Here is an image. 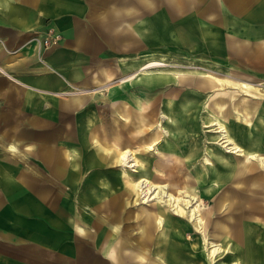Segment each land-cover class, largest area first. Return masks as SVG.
Here are the masks:
<instances>
[{"label": "crops", "instance_id": "1", "mask_svg": "<svg viewBox=\"0 0 264 264\" xmlns=\"http://www.w3.org/2000/svg\"><path fill=\"white\" fill-rule=\"evenodd\" d=\"M185 10L184 19L193 21L194 25L176 23L178 12ZM145 19L148 25L145 24L144 29L142 20ZM47 25L55 27L62 38L57 46L44 51V62L29 42L39 39L33 35L34 30ZM149 33H154V41ZM196 39H200L198 44H194ZM138 41L170 51L181 47L183 41L188 47L194 44L204 51L229 55L247 71H264V0H0V264H120V259H110L100 250L109 231L112 232L114 218L125 215V180L111 156L112 137H123L141 121L144 126L151 124L147 118L162 121L163 112L181 117V113H187L189 105L198 102L206 91L212 94L205 100L207 111L199 116L200 121L211 116L208 113L215 111L218 105L223 112L225 96L229 97V104L235 105L231 107L234 112L243 114L247 125L250 121L246 117L255 111L258 113L257 101L235 99L239 93L235 89L241 87L209 86L191 74L183 79L158 72L153 73L151 79L143 73V66L150 61L167 65L165 55L161 54L160 58L122 65L120 70L127 73L119 76L109 90L111 99L107 109L112 114V127H97L87 117L80 120L81 127L72 142L78 140L87 148L85 153L81 148H71L68 152L64 148L67 143L62 146L60 140L54 143L49 138L52 135H68L66 125L62 132L52 131L54 121L78 118L67 104L76 106L82 100L80 96H73L70 103L65 102L69 97L53 92L64 88L69 82L67 79L80 86L115 79L117 71L107 68L103 57L124 54ZM83 62H89L88 67H82ZM195 66L214 73L221 69L201 62ZM132 68L139 71L128 74ZM149 69L161 71L162 68ZM234 73V81L244 82L248 89L249 85L259 88L249 77L235 70ZM221 74L227 75L223 71ZM169 83L187 85L190 90L176 87L165 90L167 93L154 92L162 87L160 84ZM248 89L240 91L244 96L253 97L261 93L260 90L246 93ZM212 100L217 101L216 105ZM185 103L187 109H181ZM127 106L143 107L147 117L127 125V119H133ZM158 108H161L159 113ZM185 115L189 116L187 121L197 120L190 112ZM220 115L224 118L223 113ZM253 117L257 115L250 116ZM192 129L195 130L190 127V130L179 128L176 131L178 144L170 145L162 134L158 147L166 154L164 163L176 162L171 151L181 161L197 165L205 162V157L214 161L211 151L217 150L233 161L241 159L239 153L227 156L225 152L229 151L221 144V148H209L205 143L210 141L206 139L208 134L202 133L200 127L195 134L199 137L203 134V138L196 140L194 135L183 138L184 133L189 134ZM247 133L243 131L242 139L248 150H257L248 145L249 138L264 145L262 133ZM122 141V146L128 142L125 138ZM201 144L205 145L204 152H198ZM200 158L202 162H198ZM92 166L102 169L99 178H93ZM89 167L90 170L83 173ZM81 185H87L91 191H83ZM85 227H89V231ZM133 261V264L139 263L136 259ZM167 261L169 264L191 263L190 259Z\"/></svg>", "mask_w": 264, "mask_h": 264}, {"label": "bare ground", "instance_id": "2", "mask_svg": "<svg viewBox=\"0 0 264 264\" xmlns=\"http://www.w3.org/2000/svg\"><path fill=\"white\" fill-rule=\"evenodd\" d=\"M163 65L165 63L162 61H150L143 66L145 67L143 73L151 77V79L154 77L153 73L158 72L169 73L168 75H175L183 79L189 78L185 71L149 69ZM197 76L202 83L205 82L209 86L221 84H229L241 88H246L247 86L241 81L228 80V76L226 78L206 72H200ZM215 102L217 101L212 100L213 105H216ZM187 105V103L183 104L182 109H187ZM126 109L127 111L131 110L133 114V119H127V125L136 121L139 123L144 117H147L142 110L143 107L132 109L127 106ZM220 109V105L215 108V111L212 109L208 113L211 116L208 115L201 122L198 120L187 121L189 116L187 115L186 117V112L181 113L183 115L181 117L178 116V118L163 112L161 114V117L165 119V123L162 125L163 132L170 145L173 143L178 144L177 142L180 139L177 136V130L179 128L190 130V127H192L198 131L201 123L205 122L207 126H213V134L206 136V139L219 145L221 144L229 152L241 154V159L233 161L225 157L222 154L223 152L217 150L218 153L211 151L215 158L214 161H210L208 157H205V162L197 165L191 163V161L178 160L180 157L171 151L170 153L181 163L174 161L167 164L163 162V159L166 158L165 152L157 147L159 145L156 137L158 135L157 132L151 138L148 146L145 144L148 151L153 149L154 146L152 147V144L155 146L157 144L155 147L159 155L157 159L161 161L153 165L152 161L149 162L148 160L145 162V158L141 156V153L136 156L129 147L118 149L120 143L117 136L118 140L113 153L114 161L117 164H121L122 176L136 195L135 203H145L147 206L140 204L133 215L134 220L137 222L136 233L138 234L133 233L126 240V237L121 233L119 234L120 236L107 243L108 245L106 244L103 248L110 259H129L130 262L136 259V261H139L138 264H145L147 259H157V264H169L165 259L207 258L213 261L211 259L212 256L217 255L222 249L220 243L218 245L214 240L207 239L208 237H206L204 230L209 220L210 212L213 210L212 212L215 213L216 209L221 206V201L216 200L215 197L208 200L206 196L209 193L207 195L205 193L210 186L214 185L217 189L221 184L224 185L221 187L222 191H224L221 195L222 200L232 199L233 197H235V200H231L226 205V210H228L226 214L228 215L224 217L225 222H215L213 224L215 233L212 236H217L222 240V243L225 241L234 242L231 243L233 251L227 252L228 254L224 256L225 258H231L229 264H264V229L261 227L264 226V145L260 144L257 139L249 138L248 145L254 146L257 150H248L243 143L242 129L236 131L233 127L226 125L224 118L218 113H223ZM140 118L141 120H139ZM150 119L152 118H147V121L150 122ZM149 125L151 124L148 123L144 126V122L141 121V123L135 125V134L133 132L131 135L125 133L128 142H132L135 138L138 139V136L150 127ZM132 130L134 131L133 127H131L130 131ZM195 130L192 129V133L195 134ZM187 136L188 134L184 133L183 138ZM200 138L197 137L196 140ZM139 142L142 143V140L140 139ZM261 146L263 147L261 148ZM126 166L133 167L136 172L128 171L125 168ZM152 166L155 167V171ZM189 169H192V171L189 172ZM158 170L161 172L158 173ZM208 173L212 174L211 181ZM194 188L198 190V194L194 193ZM227 189L229 193L226 192ZM200 193L205 194L204 198L212 201L213 206L216 208L209 207L206 211L203 209L204 212L196 208L194 202L199 200ZM243 223H246V225L244 226ZM119 227L120 224L111 226V231L114 233L113 236L117 235L120 230ZM196 231H199L200 235H197ZM190 232L192 238L185 237L186 233ZM209 243H211V249L206 252L210 256L207 255L206 257L204 249L207 248ZM242 243L241 255L239 259H234L236 253L240 251L236 248V245L238 246ZM147 251L150 252V257L147 256ZM205 262L202 264L212 263ZM215 264L227 263L217 262Z\"/></svg>", "mask_w": 264, "mask_h": 264}, {"label": "rangeland", "instance_id": "3", "mask_svg": "<svg viewBox=\"0 0 264 264\" xmlns=\"http://www.w3.org/2000/svg\"><path fill=\"white\" fill-rule=\"evenodd\" d=\"M150 10V9H148ZM186 12V13H185ZM187 14V10L183 11V12H178V17H176V23L182 21V25H194L193 21H187L185 20V16ZM147 15H150V13H148ZM149 18V17H148ZM165 20V19H163ZM143 21V26L145 29V24H147V20H142ZM137 22V21H136ZM184 22V23H183ZM138 24H140L139 22H137ZM142 24L140 26H142ZM148 25V24H147ZM33 35H36V37H38V40H31L29 43H31V46H33L34 50H36L37 54L40 57L41 61H44V57H43V53L45 50H48L52 47L57 46L60 43V40L62 38L60 32L58 30L55 29V27L50 26H45L40 30H34ZM133 36L139 37L138 34H132ZM196 35H199L196 33ZM34 36H32L33 38ZM154 33H149V38H151L154 41ZM200 41V39H196L194 44H198V42ZM137 45H132L130 49L125 50L124 54H119V53H114L112 55L103 57L104 59V64L106 65L107 68L109 69H113L115 71H117V73H115L114 77H116L115 79H112L111 81H104L100 83H97L95 81H93L90 85H83L80 86L77 84V82H74V80L72 79H67L69 80V82L67 83V85L62 88V89H57V91L53 92V93H57L60 94L62 97H69L66 98L65 102L68 100V102L70 103V99L73 96H80V99L82 100L80 102V104L76 105V106H71L69 104H67L68 106L72 107L75 111H74V115L78 116V118L76 119H68L66 121H54V129L52 131H59L62 132L63 131V125H66V132L68 133V135L66 136H59V135H55V136H51L49 138H52V141L57 142L58 140H60V144L63 146V143L66 142V147H64L65 149H67V151L69 152L71 150V148H75L76 150H79L81 148L80 151H83L85 153V151H87V148L83 147L82 144H80V142L78 140H75L74 142H72V140L75 137V134H78L79 128L80 126V120L87 117L89 118V120H91L93 122V125L97 126V127H105L107 129H110L112 126V114L111 112L107 109V105L108 103H110V99H111V95L109 94V90L110 87L113 86V84H115L117 82V79L119 78V76L126 74V72H122L121 67L123 64H125L126 62L131 63L132 61L135 60H142L147 61L151 58H160L161 54L165 55V62H167V65L161 66V67H157V68H167V69H173V70H180V71H185L186 74H193V75H198L200 72H206V73H211L214 74L216 76H228V80H235L234 76V70L237 72V74H240L241 76H245V77H249L252 83L256 84L259 86V88L257 87H252L249 85V89L248 88H244V89H248V91H245L246 93H254V92H258V90H260L259 92H261L260 94H257V97H253V96H248V95H243L242 92L239 89H235L236 91H238L241 94H237L235 99L241 100L242 101H246V100H250L253 102H258L259 104H257L258 106V113L252 114V115H257L256 118L253 117V119L249 117H246L249 120L250 124L247 125L245 122V119L242 118L243 114H237L234 112V110L231 108L233 107V105L229 104V97L227 98L226 96L224 97L225 101H224V106L222 108L223 110V114H224V120L226 122L227 125H234L237 126L238 128L242 129L244 128V133L245 131L248 132L247 135H252L255 132H259L262 133L264 135V71H259V72H252V71H247L245 70L246 67L244 65H242L240 62H238L237 60H234L233 57H230L229 55H218V54H214V52L211 50L210 52H208L207 50L204 51L203 48H200L198 45H191V47L186 46V44L183 43V41L181 42V47H178L177 50H175V48H173V50H169V48H163V49H156L155 45L152 44H146V46L144 45L145 43H143L142 41H138V43H136ZM218 50V49H216ZM101 58V57H100ZM45 62V61H44ZM43 62V63H44ZM192 62V63H189ZM199 62L201 63H205L208 66H211L213 68H217L219 69V67H221V69L219 70V72L217 73H222L223 74L226 73L227 75H219L217 73H214L212 71H207V70H199L200 67H197L195 65H199ZM128 63V64H129ZM89 62H83L82 67H88ZM178 65V66H177ZM131 71H129L128 74H131L132 72H134L136 69L132 68L129 69ZM138 70V69H137ZM136 70V72H137ZM139 71V70H138ZM135 73V72H134ZM227 78V77H226ZM72 80V81H71ZM238 81V80H237ZM159 86H162L159 88V90H161L159 92L158 91H154V92H158L157 94L160 93H167L168 91L165 92V90H169V89H173V88H180L182 90H187L189 91L190 87L187 85H179V84H175V83H169L167 85L165 84H160ZM192 89V88H191ZM229 91V88H228ZM243 91V90H242ZM212 91H206L204 94V97L200 98L198 102H193L189 105L190 110L187 111V113H191L193 116H196V119L200 121L199 116L201 114L206 113V108L208 105V102L206 103V99L211 97L209 95H211ZM56 94V95H57ZM163 100L165 99L164 96H162ZM234 99V100H235ZM159 105H162V103H159ZM181 109L183 108V105L180 106ZM161 108H158V113L160 112ZM186 112V111H185ZM184 112V113H185ZM208 113V112H207ZM222 114V113H219ZM222 116V115H221ZM238 116V117H237ZM162 118V117H161ZM162 121H155V119H150L151 125H149L150 127L147 128L146 131L142 132L140 136H138L139 138H135L132 142H127L126 145L122 146L121 143L123 142L122 139L126 138L125 135L123 137H118L119 139V148H126L129 147L132 150V153H134L136 156H138L141 153V156H143L145 158V162L149 160L153 162V165L156 164L157 162H160L161 160L157 159L159 158L158 152L156 151L155 147L156 146L154 144H152L153 149L148 151L145 144L148 146V143L150 142L151 138L155 136V134L158 132V135L156 136L158 139V142L163 139V136L165 135V133L163 132L162 129V124L165 123V119H161ZM66 123V124H65ZM158 124V125H157ZM161 124V125H160ZM137 125V124H136ZM206 125V124H205ZM134 126V125H133ZM207 126V125H206ZM242 126V127H241ZM213 126H208V127H201L200 126V131L204 134H210V132H212L213 130H209V128H212ZM199 131V129H198ZM133 132V134H135V129L134 131H128L127 133H130L128 135H131ZM163 134V136H162ZM195 136V139L197 137H199V135L194 134L192 132H190L188 134V136ZM188 136L186 137V139L188 138ZM202 137V135H201ZM113 139L111 140V145L113 147V153H114V148H116V144H117V137H112ZM127 139V138H126ZM140 139L142 140V143H140ZM128 140V139H127ZM239 141V140H238ZM71 142V143H70ZM183 143H185V140L183 141ZM209 148H221L219 144L215 143V142H205ZM74 144V145H72ZM73 146V147H72ZM158 147V146H157ZM195 148H197V146L195 145ZM199 151L201 152L202 150H205V145L201 144V147H198ZM204 152V151H202ZM112 153V157L114 156ZM180 154H182V152H178ZM176 154V153H175ZM225 154L227 156H233L236 155L233 152H225ZM166 155V154H165ZM200 155V154H199ZM176 160V159H175ZM180 160V159H178ZM176 160L177 162L181 163L180 161ZM198 162H202L201 158L198 160ZM117 163V162H116ZM121 164H117L118 168H119V174L122 175V171L121 169ZM153 167V166H152ZM258 167L261 169V167L258 165ZM97 166H92L91 170H93L92 174L94 175L93 178H99V174L102 173V169L99 168L97 169ZM126 169H128V171L130 172H136L135 169L133 167H129L126 166ZM258 168V169H259ZM134 169V170H133ZM44 170V169H43ZM90 170L89 168H85L83 173H86L87 171ZM153 170L155 171V167H153ZM192 171V169H189V172ZM161 171L158 170V173H160ZM209 180L211 181L212 178V174H209ZM205 184V183H204ZM209 184V183H208ZM241 185V184H240ZM83 186V191L86 192H90V187H88L87 189V185H81ZM220 187H218L216 189V187L214 185L210 186L208 185V189L206 191V195L207 193L211 192V195H205V194H199V200L197 202H194V206L196 208H198L200 211L204 212L206 211L207 208L209 207H213V203L212 201H208L209 199L215 197L216 200L221 201V206L219 207V209H216L215 213L214 212H210V215L208 216L209 220L207 221V225L205 228V234L206 237H208V240H214V242H217V244L221 246V251H219L217 253V255L212 256V260L210 261L209 259H190V264H202L203 262L205 263H211V264H215L217 262L219 263H227L229 264L231 262V258H225L224 256L226 254H228L227 252H231L233 251L232 249V245L231 243H234L233 241H225L224 243H222V240H220L217 236H212V234L215 233L213 224L215 222H222L224 223V217L228 214H226L228 212V210H226V205L229 204V202L231 200H235V197H233L232 199H224L221 197L222 193H224V191H222V188L224 185H219ZM125 189L124 192L126 193V197H125V215L124 216H120V217H115L114 219V224H120V230L117 233V235H114V233L110 232L108 233V238L105 239V244L109 243L110 241L114 240L115 238H117L118 236H120L119 234H123L126 237V240H128L129 237H131L130 235H133V233H136V229H137V222L134 220L133 215L136 212V209L139 208L140 204H144V206H147L145 203H135V197L136 195L133 193V190L131 189L129 183L127 181H125ZM67 188V187H66ZM94 188V187H93ZM87 189V190H86ZM217 191H216V190ZM132 190V191H131ZM194 193L198 194V190L197 189H193ZM214 192V193H213ZM229 193V190L227 189V191ZM227 194V193H226ZM206 196V198L208 200H206V198H204ZM212 196V197H211ZM231 198V197H230ZM123 202V201H122ZM208 206V207H207ZM217 206V205H216ZM219 206V205H218ZM78 208V206H76ZM204 209V211H203ZM117 213L120 214L121 211L117 210ZM105 214V213H104ZM230 214V213H229ZM256 218V217H255ZM184 220V218H183ZM253 221H255V219H253ZM244 224V223H243ZM246 225V223L244 224V226ZM251 225V224H250ZM252 226V225H251ZM264 229V226H261ZM71 229H73V227L71 226ZM86 230L89 231V227H85ZM197 235H200L199 231L195 232ZM138 234V233H136ZM185 237L188 238H192L191 232L190 233H186ZM135 239V238H134ZM222 243V244H221ZM211 243L208 244L207 248L204 249L205 253H206V257L207 252L210 251ZM100 247V250L105 254L106 257H108V253L104 252V247L105 246ZM109 246H111L109 244ZM236 248H238L240 251L238 253H236V257L234 259H239V256L241 255V250L243 249V243L240 245H236ZM228 249V250H227ZM207 251V252H206ZM238 251V250H237ZM147 256L150 257V252L147 251ZM223 254V255H222ZM210 256V255H209ZM229 259V260H227ZM167 260V259H165ZM215 260V261H214ZM135 261L130 262L129 259H120V264H133ZM138 262V261H137ZM157 264L158 261L157 259H147L146 264Z\"/></svg>", "mask_w": 264, "mask_h": 264}]
</instances>
